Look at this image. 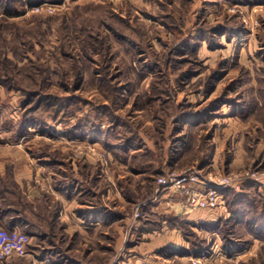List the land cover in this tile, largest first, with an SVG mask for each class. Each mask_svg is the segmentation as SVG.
Here are the masks:
<instances>
[{"label": "rangeland", "instance_id": "rangeland-1", "mask_svg": "<svg viewBox=\"0 0 264 264\" xmlns=\"http://www.w3.org/2000/svg\"><path fill=\"white\" fill-rule=\"evenodd\" d=\"M25 2L0 3V148L20 152L21 176L59 182L60 164L92 155L107 179L112 146L134 167H112L117 182L152 185L163 170L255 173L223 191L230 215L219 230H194L213 255L206 264H264V227L239 210H264V1ZM224 117L246 128L216 130ZM127 143L140 151L124 153ZM241 190L229 206L226 192ZM15 226L28 239L20 220L3 227ZM62 237L75 254L73 237ZM26 243L9 260L26 258Z\"/></svg>", "mask_w": 264, "mask_h": 264}, {"label": "crops", "instance_id": "crops-1", "mask_svg": "<svg viewBox=\"0 0 264 264\" xmlns=\"http://www.w3.org/2000/svg\"><path fill=\"white\" fill-rule=\"evenodd\" d=\"M231 118H221L216 130L238 133L239 128H246L244 123L240 124L235 119L231 121ZM137 135L143 138L139 130ZM212 142L215 143V135ZM12 147L14 145L0 148V178L6 177L10 169L14 184L29 204L27 221L23 222V226L28 235L26 244L30 251L24 259L13 257L0 264H182L190 255L179 250L187 249L189 243L184 240L181 230L177 226H170L165 217L178 216L188 223H204L230 215L225 207L217 211L191 208L183 196L172 192L157 196L155 182L149 185L150 182L145 180L115 181L120 174L114 173V166L120 172L131 171V167H134H130L126 160L119 162L112 157L117 153L112 152L115 149L113 146L112 153L107 152V179L103 178L99 159L88 155L84 160L78 158L69 160L64 166L60 164L59 182H29L30 177L21 176L25 172L18 171L20 152ZM218 148L215 144L213 162ZM140 149V145L127 143L121 150L133 154ZM236 161L234 159L232 163ZM5 184L0 182L2 226L12 224L19 214L13 193L1 191ZM136 210L140 212L138 218L134 217ZM56 234L60 235L59 242H55ZM63 235L73 237L75 254H72L71 248L67 249L68 243L63 242ZM43 240L48 241L50 246H45ZM37 250H42V254H37L38 258L35 259L34 252Z\"/></svg>", "mask_w": 264, "mask_h": 264}, {"label": "built area", "instance_id": "built-area-1", "mask_svg": "<svg viewBox=\"0 0 264 264\" xmlns=\"http://www.w3.org/2000/svg\"><path fill=\"white\" fill-rule=\"evenodd\" d=\"M42 6L34 7L33 11L39 12ZM255 176L249 172L236 175H212L201 174V171L181 172L177 170H166L159 174L155 180L157 196L168 192L179 194L186 200V204L191 208L217 211L224 205L223 191L228 188L239 189L243 178ZM134 217H140V212L136 210ZM27 240L25 234L16 227L7 230L0 224V260L9 259L12 255L19 253ZM209 256L190 255L182 264H206L210 261Z\"/></svg>", "mask_w": 264, "mask_h": 264}, {"label": "trees", "instance_id": "trees-1", "mask_svg": "<svg viewBox=\"0 0 264 264\" xmlns=\"http://www.w3.org/2000/svg\"><path fill=\"white\" fill-rule=\"evenodd\" d=\"M2 1L3 0H0V3H2ZM9 1L14 2V1H19V0H9ZM25 1H26L25 2L26 5H28V6L37 5V4H40L43 2V0H25ZM260 1L263 2L264 0H260ZM5 9H6L5 14L8 17H12L14 15H17L15 12L10 11V9L8 7ZM32 111L33 110L30 108L29 112H32ZM75 129H78V128H75ZM0 180L3 181V178H0ZM4 180H6V181H3L6 184L3 185L1 191L6 190V191H11L13 193V198L15 200V203H16L17 208H18V213H19V217L14 219L12 223L16 222L17 220H20L22 222L27 221L26 213L28 212V207H29L28 205L29 204L27 203L25 196L21 193V190L14 184V182H12V180H9L5 177H4ZM8 180H9V182H8ZM229 193L231 194L230 198L234 197V196L246 197L245 195H247L246 193H244V190L230 191V192L227 191L226 192V195H227L226 201L228 204L231 201V199L229 198ZM229 206H230V204H229ZM230 209L232 211L234 210L231 207H230ZM239 210H240V213L242 215V218L248 217L250 214L254 216V218H252V219L255 222H252L251 217H249V219H248L249 225H250V223H253L255 226H256V224L257 225L259 224V225L264 227V210L261 212H258L254 209H252L250 211V209L247 210L246 208H242V209L239 208ZM21 216H22V218H20ZM165 218H166L168 224H170V226H177L181 230L184 240L187 241L190 245V247L187 249H180L179 250L180 252L185 253V254H189V255L193 254V255H199V256L206 255L209 253V246H208L209 244L206 245V240L198 238V235L193 230V227L196 229L211 232V231L219 230V223L217 221H210V222H204V223H188L178 216H166Z\"/></svg>", "mask_w": 264, "mask_h": 264}]
</instances>
